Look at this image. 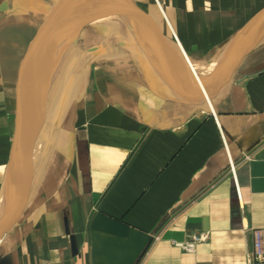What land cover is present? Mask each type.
<instances>
[{"label": "crops", "instance_id": "obj_1", "mask_svg": "<svg viewBox=\"0 0 264 264\" xmlns=\"http://www.w3.org/2000/svg\"><path fill=\"white\" fill-rule=\"evenodd\" d=\"M38 1L0 0V205L20 88L63 0ZM129 1L176 35L200 80L264 10V0ZM135 40L116 20L84 26L49 107L47 88L39 97L64 139L49 159L41 144L31 151L0 264H251L250 231L264 227V33L210 104L175 100L190 94ZM162 72L172 75L166 62Z\"/></svg>", "mask_w": 264, "mask_h": 264}, {"label": "water", "instance_id": "obj_2", "mask_svg": "<svg viewBox=\"0 0 264 264\" xmlns=\"http://www.w3.org/2000/svg\"><path fill=\"white\" fill-rule=\"evenodd\" d=\"M36 7L38 0H26ZM45 32L26 70L16 110L15 132L10 159L3 182L0 205V240L14 223L23 203L25 177L32 151L30 123L34 106L45 89L65 70L81 29L101 20L125 24L143 45L164 80L186 89L190 95H177L175 100L199 104L214 96L228 80L237 63L254 47L264 33V10L251 20L237 36L217 67L199 81L186 56L175 41L170 42L156 31L129 0H63L51 12ZM66 56L56 65V51ZM163 62L171 76L162 72Z\"/></svg>", "mask_w": 264, "mask_h": 264}, {"label": "rangeland", "instance_id": "obj_3", "mask_svg": "<svg viewBox=\"0 0 264 264\" xmlns=\"http://www.w3.org/2000/svg\"><path fill=\"white\" fill-rule=\"evenodd\" d=\"M50 17H51V15H49V14H47L45 16V18L47 20L46 22H49ZM135 41H136L135 43L139 44L138 46L141 45L138 40H135ZM143 58H144V56H143ZM82 67H83V65H82ZM50 85H51V83L47 87V96H46L47 107H49L48 105L51 103V101H49L50 97H51V89H52V88H50ZM40 102H42V99L37 102L40 105H39V108L37 109L35 116L33 117V120L30 123V128L32 131V140H33L32 151H34L39 146V144H41V147H43V149L41 151L42 156L44 157L46 155L45 158L49 159L50 154L51 153L54 154L55 149L53 147L57 146L56 143L60 142V139L62 140L63 137L61 138V136H62L63 132L61 130H59V133L57 134L58 128H60L59 126H56V128L53 126H50L52 124L49 121H47L46 123H43V119L41 117L43 105ZM46 103H45V105H46ZM60 144L63 145L64 143L62 142Z\"/></svg>", "mask_w": 264, "mask_h": 264}, {"label": "built area", "instance_id": "obj_4", "mask_svg": "<svg viewBox=\"0 0 264 264\" xmlns=\"http://www.w3.org/2000/svg\"><path fill=\"white\" fill-rule=\"evenodd\" d=\"M175 43L180 47L178 39L174 33H172ZM183 52V51H182ZM251 235V264H264V227L253 228L250 231ZM205 237L204 234H198L192 236L190 240L185 243H181V247L185 250L191 251L196 241L201 240Z\"/></svg>", "mask_w": 264, "mask_h": 264}, {"label": "bare ground", "instance_id": "obj_5", "mask_svg": "<svg viewBox=\"0 0 264 264\" xmlns=\"http://www.w3.org/2000/svg\"><path fill=\"white\" fill-rule=\"evenodd\" d=\"M48 14H51V13H48ZM59 48H60V47H59ZM183 55H184V54H183ZM185 56H186V55H185ZM186 58H187V57H186ZM58 60H59V55H57V59H56V61H58ZM56 64H57V62H56ZM195 74H196V73H195ZM196 77H197V75H196ZM197 79H198L199 81H201L198 77H197ZM206 103L210 104L209 99L206 101ZM39 105H40V104H38V103L35 104L31 121L33 120V117L35 116V114H36V112H37V109L39 108Z\"/></svg>", "mask_w": 264, "mask_h": 264}]
</instances>
